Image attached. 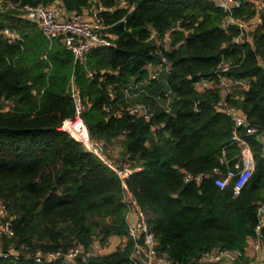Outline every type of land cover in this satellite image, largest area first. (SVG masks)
<instances>
[{
    "label": "trees",
    "instance_id": "obj_1",
    "mask_svg": "<svg viewBox=\"0 0 264 264\" xmlns=\"http://www.w3.org/2000/svg\"><path fill=\"white\" fill-rule=\"evenodd\" d=\"M1 1L13 8L0 13V30L8 27L24 41L0 34V202L15 215L14 236L0 240V264H48L35 263L33 253L89 247L110 237L126 240L87 264H133L122 181L146 216L157 253L171 264H194L211 249L240 250L241 263L254 259L264 141L247 139L255 169L239 194L233 196L232 183L217 188L212 168L223 151L228 159L238 153L231 144L233 123L216 109L219 91L198 92L194 83L213 78L219 62L228 64L226 76L249 80L248 89L235 90L229 102L264 132V24L250 33L251 43L236 45L238 28L225 26V13L212 0H97V7L113 8L100 11L113 45L75 62L60 39L50 43L16 9L59 1L66 13H77L90 9L91 0ZM240 1L235 18L253 16L250 1ZM167 32L169 48L160 51ZM162 55L169 70L160 82L126 93ZM72 84L86 106L82 119L90 137L108 151L118 143L119 165L139 171L118 177L58 130L75 113ZM131 103L145 105L150 119L129 115ZM185 172L209 176L185 183ZM10 248L18 255L2 257Z\"/></svg>",
    "mask_w": 264,
    "mask_h": 264
},
{
    "label": "built area",
    "instance_id": "obj_2",
    "mask_svg": "<svg viewBox=\"0 0 264 264\" xmlns=\"http://www.w3.org/2000/svg\"><path fill=\"white\" fill-rule=\"evenodd\" d=\"M254 10V15L248 18L237 19L233 15V10L241 6L240 0H214L215 6L225 13V26H235L239 33L232 39L236 45L251 43L250 33L260 25L264 24V0H249ZM125 1L120 0V5ZM60 5V4H59ZM59 5H37L24 6L17 8L20 17L35 23L40 29L43 37L50 43L60 39L64 48L70 52L76 61H83L85 56L98 47H109L113 45L114 35L111 32V25L107 24L100 16V11H112L113 8L106 9L103 6L82 10L81 12L63 13ZM5 8H13L11 5H5L0 0V13ZM0 34L12 43H23L24 39L8 27L0 30ZM153 36H155L153 34ZM171 38L170 33L163 35L159 42V50L167 51ZM46 58L45 54L42 56ZM168 63L162 55L160 61L147 67L148 75L144 81L139 84L131 83L125 92L131 89H138L139 85H152L160 82L163 75L168 73ZM229 70V65L219 62L214 70V77L207 79L201 78L194 83V88L198 92L209 89H216L220 93V99L216 103V109L224 114L232 123L233 131L231 144L235 145L238 153L231 159L226 157L223 151L219 159V165L212 168L210 176L213 177L214 185L219 189H225L232 183L233 196H237L249 182L254 169L255 159L253 151L249 145L248 138L254 137L264 141V132L252 126L246 119L242 111L229 102L235 90H247L249 80L230 78L225 75ZM71 97L74 101L75 113L73 118L64 119L58 130L68 133L74 139L81 142L85 150L107 165L118 177L128 175L139 171L140 168L121 167L118 163L111 161L108 150L103 142L93 140L85 125L82 114L86 110L84 102L81 100L80 92L72 84ZM129 115L142 118L148 121L151 117L149 109L145 105L131 103L126 107ZM79 124V129H74L75 124ZM242 132V133H241ZM264 156V147H263ZM224 169V170H223ZM209 175L203 173L192 174L185 172L183 181L185 183H202L203 179ZM123 195L122 202L127 207L126 221L128 225L127 238L133 241V249L130 254V261L133 264H171L166 256L159 255L156 251V242L152 232L147 224L144 212L141 210L133 194L127 189L122 181ZM15 215L4 203L0 202V240L3 237L11 238L14 236L13 224ZM264 228V203L257 208V224L255 226V239L252 245L254 259L247 263H241L242 252L240 250H220L211 249L202 252L195 260L194 264H219L225 261L228 264H262L264 259V237L262 230ZM120 238L110 237L105 242L94 241L89 247L74 245L65 251L57 250L54 252L43 253L41 250L35 251L32 259L35 263L48 264H87L91 259L106 255L115 250V240ZM125 239V238H121ZM126 240V239H125ZM119 247L124 242H119ZM9 255H18L17 250L10 248L8 252L1 253L6 258Z\"/></svg>",
    "mask_w": 264,
    "mask_h": 264
},
{
    "label": "rangeland",
    "instance_id": "obj_3",
    "mask_svg": "<svg viewBox=\"0 0 264 264\" xmlns=\"http://www.w3.org/2000/svg\"><path fill=\"white\" fill-rule=\"evenodd\" d=\"M96 1L97 0H91L92 8H94L96 6ZM165 105H166V107H169V101H167ZM8 107L9 106L7 104H5L4 108L6 110L8 109ZM109 149L110 150L108 151V155L111 158V161L115 162V160H116V162L118 163L117 159H119V154L121 151L120 145L118 143H115V144H113V146H110ZM118 164H120V162ZM123 166H127V165H123Z\"/></svg>",
    "mask_w": 264,
    "mask_h": 264
},
{
    "label": "crops",
    "instance_id": "obj_4",
    "mask_svg": "<svg viewBox=\"0 0 264 264\" xmlns=\"http://www.w3.org/2000/svg\"><path fill=\"white\" fill-rule=\"evenodd\" d=\"M212 1H214V0H212ZM92 8V7H91ZM61 9V8H60ZM61 12H63V13H66L65 11H64V9H61ZM125 242V239H117V240H115V243H116V247H115V249H117L118 247H119V242ZM219 264H228V263H226L225 261H223V262H220Z\"/></svg>",
    "mask_w": 264,
    "mask_h": 264
},
{
    "label": "bare ground",
    "instance_id": "obj_5",
    "mask_svg": "<svg viewBox=\"0 0 264 264\" xmlns=\"http://www.w3.org/2000/svg\"><path fill=\"white\" fill-rule=\"evenodd\" d=\"M80 128H81V127L79 126L78 123L74 125V129H79V130H80Z\"/></svg>",
    "mask_w": 264,
    "mask_h": 264
},
{
    "label": "water",
    "instance_id": "obj_6",
    "mask_svg": "<svg viewBox=\"0 0 264 264\" xmlns=\"http://www.w3.org/2000/svg\"><path fill=\"white\" fill-rule=\"evenodd\" d=\"M55 4H56V5H59V4H60V2H59V1H56V2H55Z\"/></svg>",
    "mask_w": 264,
    "mask_h": 264
}]
</instances>
